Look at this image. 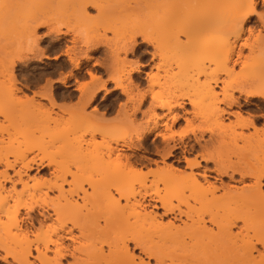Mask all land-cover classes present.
Instances as JSON below:
<instances>
[{
  "label": "snow or ice",
  "instance_id": "1",
  "mask_svg": "<svg viewBox=\"0 0 264 264\" xmlns=\"http://www.w3.org/2000/svg\"><path fill=\"white\" fill-rule=\"evenodd\" d=\"M0 264H264V0H0Z\"/></svg>",
  "mask_w": 264,
  "mask_h": 264
}]
</instances>
